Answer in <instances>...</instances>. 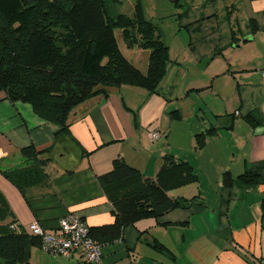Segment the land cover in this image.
<instances>
[{"label":"crops","instance_id":"1","mask_svg":"<svg viewBox=\"0 0 264 264\" xmlns=\"http://www.w3.org/2000/svg\"><path fill=\"white\" fill-rule=\"evenodd\" d=\"M154 1V15L145 12L170 57L156 93L110 87L74 108L66 135L30 103L0 92V166L28 165L21 154L28 145L52 147L51 160L30 173L23 190L0 171L8 221L27 231L37 222L50 232L68 214L91 228L110 224L113 206L98 175L122 156L155 178L172 154L199 180L170 196L196 199L126 226L120 239L102 246V264H264V0ZM144 53L139 68L146 71L150 50ZM150 130L160 137L152 139ZM248 171L255 182L240 180ZM29 264L95 263L79 250L53 256L36 245Z\"/></svg>","mask_w":264,"mask_h":264},{"label":"trees","instance_id":"2","mask_svg":"<svg viewBox=\"0 0 264 264\" xmlns=\"http://www.w3.org/2000/svg\"><path fill=\"white\" fill-rule=\"evenodd\" d=\"M111 1L114 5L120 0ZM115 29L122 30L129 46L150 50L146 71L123 55ZM169 63L168 45L158 24L147 17L142 0H135L132 16L112 14L106 0H0V92L12 102L30 103L40 117L61 126L58 134L70 135L74 108L107 95L110 87L132 85L156 93ZM202 145L199 140L198 146ZM51 150L23 147L21 154L28 165L11 170L0 166V171L23 190L22 183L32 178L30 173L51 160ZM163 158L155 178L144 177L122 156L114 159L111 170L98 175L115 217L110 224L89 226L90 236L99 245L117 241L124 228L139 219L160 217L196 199L170 196L172 189L199 178L190 163L172 154ZM225 176V183L231 185V174ZM239 178L251 183L257 174L248 171ZM11 216L0 192L1 264H29L32 248L40 246L41 239L30 227V231L19 229L15 219L8 221Z\"/></svg>","mask_w":264,"mask_h":264},{"label":"built area","instance_id":"3","mask_svg":"<svg viewBox=\"0 0 264 264\" xmlns=\"http://www.w3.org/2000/svg\"><path fill=\"white\" fill-rule=\"evenodd\" d=\"M149 135L152 139L160 137L154 130H150ZM30 230L40 237L41 249L47 254L69 257L79 250L85 262L102 264V246L90 236L89 225L76 214L61 217L57 232L47 231L37 222L30 225Z\"/></svg>","mask_w":264,"mask_h":264},{"label":"rangeland","instance_id":"4","mask_svg":"<svg viewBox=\"0 0 264 264\" xmlns=\"http://www.w3.org/2000/svg\"><path fill=\"white\" fill-rule=\"evenodd\" d=\"M107 4L112 12V14H118L123 13L129 16H132L134 13V6H135V0H120L118 3L114 4L111 0H106ZM111 1V3H110ZM144 7L146 11L149 13L150 16L154 15L153 7L155 6L154 0H142ZM114 36L117 41V45L123 55L127 57L130 61H132L136 66L140 67V65H143L144 60L142 56V51L146 52L148 49H144L138 45L129 46L127 41L124 38L123 32L121 29H115ZM144 53V54H146ZM78 107V106H77ZM2 262V259L0 258V264Z\"/></svg>","mask_w":264,"mask_h":264}]
</instances>
